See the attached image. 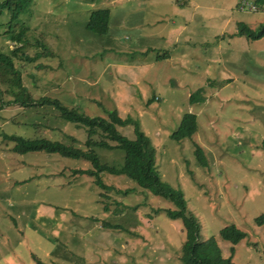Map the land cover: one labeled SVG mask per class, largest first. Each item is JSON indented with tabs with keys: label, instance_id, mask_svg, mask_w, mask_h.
I'll return each instance as SVG.
<instances>
[{
	"label": "rangeland",
	"instance_id": "1",
	"mask_svg": "<svg viewBox=\"0 0 264 264\" xmlns=\"http://www.w3.org/2000/svg\"><path fill=\"white\" fill-rule=\"evenodd\" d=\"M255 1L30 0L11 28L9 14L0 16V52L11 54L20 45L13 37L26 31L13 62L27 93L88 116L116 110L138 122L156 149L159 176L182 191L197 220L199 240L213 236L228 257L232 244L220 229L246 233L233 245L236 264H264V226L254 221L264 213V36L236 32L238 23L264 22ZM97 9L110 11L105 34L86 28ZM199 88L204 100L191 104ZM15 90L0 82V264H184L185 229L166 214L175 208L170 200L108 172L105 192L73 173L90 167L83 160L12 151L4 134L74 138L80 148L86 139L85 128L53 106L11 103ZM185 113L196 115L197 131L176 141L170 134ZM117 129L135 138L132 124ZM95 151L111 165L124 160L121 149Z\"/></svg>",
	"mask_w": 264,
	"mask_h": 264
},
{
	"label": "trees",
	"instance_id": "2",
	"mask_svg": "<svg viewBox=\"0 0 264 264\" xmlns=\"http://www.w3.org/2000/svg\"><path fill=\"white\" fill-rule=\"evenodd\" d=\"M30 0H0V16L6 11L9 14V28L15 22L21 13L26 9ZM256 5L264 9V0H256ZM256 11V10H252ZM110 11L108 9L93 10L89 14L86 23L87 30L105 34L108 30ZM8 29L6 32H9ZM25 29L19 31L13 39L19 43L11 54L0 52V82L10 83L11 88H15L14 98L11 103H18L25 107H38L43 105L53 106L58 111V116L67 122L73 123L77 127H84L86 139L84 148L74 146L75 139L71 138V144H65L61 141L51 140L46 137L24 138L14 134H4L3 137L13 142L12 151L19 154L27 152H45L47 154L56 153L62 157L79 159L89 163L90 167L86 169H74L73 173L84 174L92 177L93 182L105 192L112 190V186L105 184L102 180L103 174H124L136 184L152 194L164 197L170 200L175 208H167L166 214L171 219H182L185 229V241L181 247V260L184 264H236L232 261L235 247L246 233L235 225H227L220 229L219 234L222 239L232 244L230 248L231 255L223 257L218 247L216 239L210 236L206 240L200 241L198 238L199 225L195 217L186 213V200L182 191L173 188L164 182L156 169L155 153L156 149L151 139L141 131L138 122L130 117L122 118L116 110L106 111V117L88 116L79 112L75 107L63 105L58 99L50 97L32 98L26 88L22 85L20 70L14 66V56L25 44ZM236 32L238 35L245 36L248 39H259L264 36V22L260 23L258 28L253 29L245 23H238ZM27 62L33 61V58L22 54ZM158 57H163L159 55ZM204 100L201 88L189 95V102L198 103ZM2 100L0 99V102ZM134 126V139H129L122 135L117 127ZM197 131V117L194 113H185L179 126L170 134V137L176 141L191 137ZM102 148L106 150L121 149L124 152V160L121 165L115 166L103 162L97 155L95 149ZM195 157L201 166H206V158L201 147L195 144ZM120 193L121 191L116 190ZM127 191L124 190L123 193ZM101 196H107L101 193ZM117 203V202H115ZM105 211L108 206L104 205ZM259 226H264V213L259 214L254 219ZM107 226H114L105 223ZM35 264H45L39 258H35Z\"/></svg>",
	"mask_w": 264,
	"mask_h": 264
}]
</instances>
